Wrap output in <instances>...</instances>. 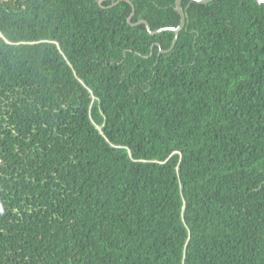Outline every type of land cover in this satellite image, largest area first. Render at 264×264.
Instances as JSON below:
<instances>
[{"label":"trees","instance_id":"1","mask_svg":"<svg viewBox=\"0 0 264 264\" xmlns=\"http://www.w3.org/2000/svg\"><path fill=\"white\" fill-rule=\"evenodd\" d=\"M0 0V264H264V3Z\"/></svg>","mask_w":264,"mask_h":264},{"label":"water","instance_id":"2","mask_svg":"<svg viewBox=\"0 0 264 264\" xmlns=\"http://www.w3.org/2000/svg\"><path fill=\"white\" fill-rule=\"evenodd\" d=\"M127 2H129L130 4H132L131 0H126ZM191 1H195L197 3H200V4H208L214 0H191ZM259 3H264V0H257ZM103 1H101V4H102ZM183 0H176V9L177 11L179 12L180 14V17H181V21H180V24L177 26V27H166V28H161L157 31H153L151 25L147 22V21H141V22H138V23H135L133 25L137 26V25H141V24H144L147 28V30L151 33V34H157V33H160V32H164V31H173L175 32L176 34V37H175V40H174V43H176L177 41V37L180 33V31L185 27V24H186V14H185V10L183 8ZM133 6V4H132ZM133 11H132V14L131 16L129 17L128 21L130 23H132V18L134 17L135 15V7L133 6Z\"/></svg>","mask_w":264,"mask_h":264},{"label":"flooded vegetation","instance_id":"3","mask_svg":"<svg viewBox=\"0 0 264 264\" xmlns=\"http://www.w3.org/2000/svg\"><path fill=\"white\" fill-rule=\"evenodd\" d=\"M101 1H104V0H101Z\"/></svg>","mask_w":264,"mask_h":264}]
</instances>
